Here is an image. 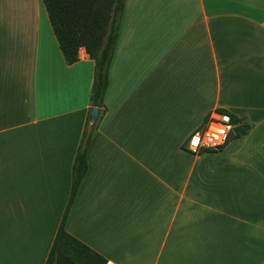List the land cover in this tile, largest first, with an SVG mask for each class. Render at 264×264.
Listing matches in <instances>:
<instances>
[{"label": "crops", "instance_id": "obj_1", "mask_svg": "<svg viewBox=\"0 0 264 264\" xmlns=\"http://www.w3.org/2000/svg\"><path fill=\"white\" fill-rule=\"evenodd\" d=\"M126 2L91 124L85 49L66 64L42 0H0V264H44L86 122L65 229L106 264H264V0L166 5L159 37ZM220 109L226 144L187 150Z\"/></svg>", "mask_w": 264, "mask_h": 264}, {"label": "trees", "instance_id": "obj_2", "mask_svg": "<svg viewBox=\"0 0 264 264\" xmlns=\"http://www.w3.org/2000/svg\"><path fill=\"white\" fill-rule=\"evenodd\" d=\"M125 0H42L52 31L66 64L78 60L82 47L93 60L89 101L103 111L108 70L114 54L119 21ZM230 114L233 121V115ZM86 128L76 149L66 205L44 264H106V258L65 229V220L79 185L87 171L90 131ZM245 128L240 133L245 132Z\"/></svg>", "mask_w": 264, "mask_h": 264}, {"label": "rangeland", "instance_id": "obj_3", "mask_svg": "<svg viewBox=\"0 0 264 264\" xmlns=\"http://www.w3.org/2000/svg\"><path fill=\"white\" fill-rule=\"evenodd\" d=\"M197 0H127L126 9L123 13L121 23L127 19V21H135L143 24V28L139 29L141 34H146L147 36H163L164 25L163 21L166 20V5H177L181 3H195ZM149 21H156L154 28H149L147 26ZM234 125V122H233ZM213 150V149H206ZM31 242L30 240L27 243ZM20 256L25 254V252H15ZM27 255V253H26Z\"/></svg>", "mask_w": 264, "mask_h": 264}, {"label": "built area", "instance_id": "obj_4", "mask_svg": "<svg viewBox=\"0 0 264 264\" xmlns=\"http://www.w3.org/2000/svg\"><path fill=\"white\" fill-rule=\"evenodd\" d=\"M233 128V121L229 113L214 111L190 135L185 143V148L192 152H198L201 148L217 150L226 144Z\"/></svg>", "mask_w": 264, "mask_h": 264}, {"label": "water", "instance_id": "obj_5", "mask_svg": "<svg viewBox=\"0 0 264 264\" xmlns=\"http://www.w3.org/2000/svg\"><path fill=\"white\" fill-rule=\"evenodd\" d=\"M99 114V108L96 106H91L89 108V113H88V120L91 124H94L97 116Z\"/></svg>", "mask_w": 264, "mask_h": 264}]
</instances>
